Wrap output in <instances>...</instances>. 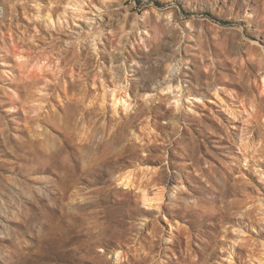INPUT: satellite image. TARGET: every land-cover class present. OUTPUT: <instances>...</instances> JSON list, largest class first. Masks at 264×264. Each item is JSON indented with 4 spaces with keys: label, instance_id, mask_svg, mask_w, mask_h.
<instances>
[{
    "label": "rangeland",
    "instance_id": "obj_1",
    "mask_svg": "<svg viewBox=\"0 0 264 264\" xmlns=\"http://www.w3.org/2000/svg\"><path fill=\"white\" fill-rule=\"evenodd\" d=\"M262 77L264 0H0V264H264Z\"/></svg>",
    "mask_w": 264,
    "mask_h": 264
},
{
    "label": "bare ground",
    "instance_id": "obj_2",
    "mask_svg": "<svg viewBox=\"0 0 264 264\" xmlns=\"http://www.w3.org/2000/svg\"><path fill=\"white\" fill-rule=\"evenodd\" d=\"M261 85H262V94L264 93V77H262L261 80ZM118 95V96H117ZM112 102V109L113 111L116 113L117 112V107L118 104L120 103L122 107H126V100L122 98V94H115V90H113L112 92H104L102 93V96L100 98L101 101V106H104V103L106 101V98ZM126 98V96H125ZM118 181V185L124 186L125 188L131 189L133 187V184L135 183L134 181H132L131 179V172L127 171L121 175H119L116 179ZM134 182V183H133ZM157 195V194H156ZM154 197V196H153ZM148 198L146 195L142 196V202L144 205H146L148 208H151L154 205H157L159 203H161L158 198ZM120 257V253H116L115 255V259L118 260Z\"/></svg>",
    "mask_w": 264,
    "mask_h": 264
}]
</instances>
